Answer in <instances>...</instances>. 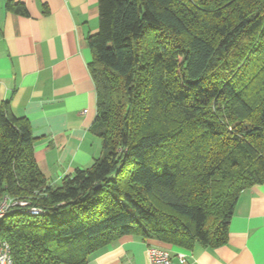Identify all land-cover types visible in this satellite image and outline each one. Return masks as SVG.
Listing matches in <instances>:
<instances>
[{
	"label": "trees",
	"instance_id": "1",
	"mask_svg": "<svg viewBox=\"0 0 264 264\" xmlns=\"http://www.w3.org/2000/svg\"><path fill=\"white\" fill-rule=\"evenodd\" d=\"M88 44L91 167L51 184L29 119L0 107V205L27 203L0 219L14 263L86 264L125 235L225 245L241 193L264 182V0H99Z\"/></svg>",
	"mask_w": 264,
	"mask_h": 264
},
{
	"label": "crops",
	"instance_id": "2",
	"mask_svg": "<svg viewBox=\"0 0 264 264\" xmlns=\"http://www.w3.org/2000/svg\"><path fill=\"white\" fill-rule=\"evenodd\" d=\"M0 0V107L9 101L27 117L36 161L51 184L103 156L90 131L97 93L88 36L99 29V0H14L27 14ZM170 251L173 264H264V182L245 189L229 223L225 245L185 248L125 235L98 249L86 264H148V248Z\"/></svg>",
	"mask_w": 264,
	"mask_h": 264
},
{
	"label": "built area",
	"instance_id": "3",
	"mask_svg": "<svg viewBox=\"0 0 264 264\" xmlns=\"http://www.w3.org/2000/svg\"><path fill=\"white\" fill-rule=\"evenodd\" d=\"M26 202H12L5 198L0 205V219L8 213H13L18 205L25 206ZM31 213H39L40 210L36 208L30 209ZM182 264H186V259L183 254H179ZM0 264H15L12 254L11 244L0 238ZM148 264H173L172 255L169 250L150 246L148 248Z\"/></svg>",
	"mask_w": 264,
	"mask_h": 264
}]
</instances>
